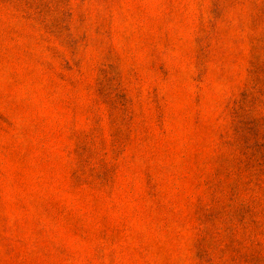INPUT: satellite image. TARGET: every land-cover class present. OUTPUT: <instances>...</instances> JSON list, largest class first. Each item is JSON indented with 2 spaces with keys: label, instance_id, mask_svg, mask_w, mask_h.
<instances>
[{
  "label": "rangeland",
  "instance_id": "1",
  "mask_svg": "<svg viewBox=\"0 0 264 264\" xmlns=\"http://www.w3.org/2000/svg\"><path fill=\"white\" fill-rule=\"evenodd\" d=\"M0 264H264V0H0Z\"/></svg>",
  "mask_w": 264,
  "mask_h": 264
}]
</instances>
